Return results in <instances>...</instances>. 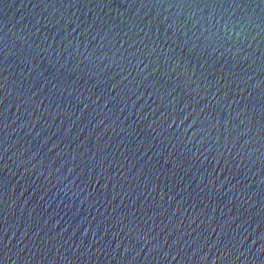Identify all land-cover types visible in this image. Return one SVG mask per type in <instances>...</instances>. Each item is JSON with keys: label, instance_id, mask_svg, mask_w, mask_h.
I'll return each mask as SVG.
<instances>
[{"label": "water", "instance_id": "1", "mask_svg": "<svg viewBox=\"0 0 264 264\" xmlns=\"http://www.w3.org/2000/svg\"><path fill=\"white\" fill-rule=\"evenodd\" d=\"M0 264H264V0H0Z\"/></svg>", "mask_w": 264, "mask_h": 264}]
</instances>
